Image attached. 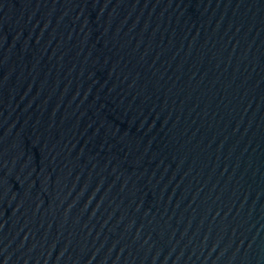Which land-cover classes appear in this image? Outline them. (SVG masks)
Here are the masks:
<instances>
[{
	"label": "water",
	"instance_id": "95a60500",
	"mask_svg": "<svg viewBox=\"0 0 264 264\" xmlns=\"http://www.w3.org/2000/svg\"><path fill=\"white\" fill-rule=\"evenodd\" d=\"M0 264H264V0H0Z\"/></svg>",
	"mask_w": 264,
	"mask_h": 264
}]
</instances>
